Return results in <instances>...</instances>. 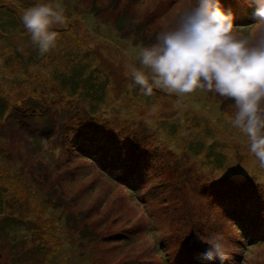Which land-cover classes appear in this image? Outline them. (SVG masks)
Masks as SVG:
<instances>
[{
    "label": "rangeland",
    "instance_id": "374dc122",
    "mask_svg": "<svg viewBox=\"0 0 264 264\" xmlns=\"http://www.w3.org/2000/svg\"><path fill=\"white\" fill-rule=\"evenodd\" d=\"M37 3L67 16L44 55L20 20ZM188 3L0 0V264H264V166L234 101L127 73ZM219 4L259 29L255 0ZM213 234L228 261L202 258Z\"/></svg>",
    "mask_w": 264,
    "mask_h": 264
},
{
    "label": "clouds",
    "instance_id": "9594fccd",
    "mask_svg": "<svg viewBox=\"0 0 264 264\" xmlns=\"http://www.w3.org/2000/svg\"><path fill=\"white\" fill-rule=\"evenodd\" d=\"M255 2L253 19L260 27L238 36L219 0H189L174 26L139 50V66L128 65L127 73L145 95L157 89L179 97L199 89L234 101L225 120L247 136L249 152L264 166V0ZM20 20L44 55L56 48L60 33L54 27L65 26L67 16L61 5L37 3ZM206 244L203 259L229 260L222 235L213 234Z\"/></svg>",
    "mask_w": 264,
    "mask_h": 264
}]
</instances>
